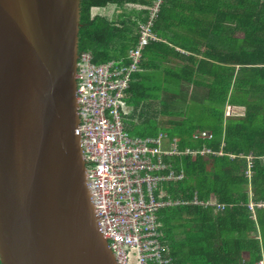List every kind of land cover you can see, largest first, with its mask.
<instances>
[{"label": "trees", "instance_id": "16d2710c", "mask_svg": "<svg viewBox=\"0 0 264 264\" xmlns=\"http://www.w3.org/2000/svg\"><path fill=\"white\" fill-rule=\"evenodd\" d=\"M155 1L80 0L78 53L126 66ZM106 8L111 16L93 11ZM151 31L156 40L143 48L123 93L138 137L163 132L179 150L222 153L165 160L183 178L161 183L155 194L179 200L156 213L159 241L173 264L264 261V206H257L264 203V0H163ZM171 97L187 105L169 111ZM227 107L243 113L228 115ZM165 114L173 118L159 119ZM123 126L132 131L134 124ZM203 130L212 137L193 138ZM194 196L224 209L191 204Z\"/></svg>", "mask_w": 264, "mask_h": 264}, {"label": "water", "instance_id": "95a60500", "mask_svg": "<svg viewBox=\"0 0 264 264\" xmlns=\"http://www.w3.org/2000/svg\"><path fill=\"white\" fill-rule=\"evenodd\" d=\"M80 0H0V262L118 264L86 179Z\"/></svg>", "mask_w": 264, "mask_h": 264}, {"label": "built area", "instance_id": "2783aa9c", "mask_svg": "<svg viewBox=\"0 0 264 264\" xmlns=\"http://www.w3.org/2000/svg\"><path fill=\"white\" fill-rule=\"evenodd\" d=\"M162 1L156 0L147 8L148 18L139 26L138 41L129 52L126 66L114 60L96 64L88 52L79 53L76 62L78 128L86 179L103 235L118 264H173L166 246L159 241L156 213L179 200L157 199L155 194L161 183L180 181L183 172H175L165 160L179 155H222L207 147L179 150L177 139L163 132L130 137L124 129L122 119L132 108L123 93L143 48L156 40L151 27ZM211 137L205 130L193 134L194 139ZM189 202L224 209L222 204L199 201L195 196ZM249 208H253L252 203ZM239 264L264 261L242 260Z\"/></svg>", "mask_w": 264, "mask_h": 264}, {"label": "rangeland", "instance_id": "374dc122", "mask_svg": "<svg viewBox=\"0 0 264 264\" xmlns=\"http://www.w3.org/2000/svg\"><path fill=\"white\" fill-rule=\"evenodd\" d=\"M189 92H190V95L193 96V97H197V95H198V97L200 98V96H201L199 92H196L197 95L191 93V90ZM197 103H198V101L197 102L192 101V102L189 103V106H193V108L198 107ZM168 104H169V111H179V110H181V108L183 106H185V104L187 105V102H181V100L179 98L171 97V98L168 99ZM151 108L153 110L157 109V107H155V106L151 107ZM226 113L228 115L229 114H242L243 113V109L227 107L226 108ZM165 115L166 116L159 115V119H163V118L166 119L167 118L166 119V121H167L170 118H173L172 114H170V115L169 114H165ZM122 120H123V122L125 124V127H127V124L128 125H131V124L133 125L134 124L132 131L126 129L130 137H138V136H140V133L142 132V130H141V128H140V126L138 124L134 123V121L131 119V117H128V116L125 117L124 116ZM150 121H151V123L156 122L154 119H152ZM199 201H201V200H199ZM251 217L253 218V216H251Z\"/></svg>", "mask_w": 264, "mask_h": 264}, {"label": "crops", "instance_id": "0c3cea01", "mask_svg": "<svg viewBox=\"0 0 264 264\" xmlns=\"http://www.w3.org/2000/svg\"><path fill=\"white\" fill-rule=\"evenodd\" d=\"M94 12H102V13H104L105 15H107V16H111L112 15V13H113V9H108V8H106V9H101V10H98V9H94L93 10Z\"/></svg>", "mask_w": 264, "mask_h": 264}]
</instances>
